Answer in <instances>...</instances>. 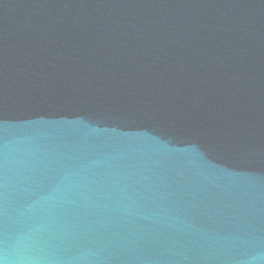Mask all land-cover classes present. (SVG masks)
I'll list each match as a JSON object with an SVG mask.
<instances>
[{"label":"water","instance_id":"obj_1","mask_svg":"<svg viewBox=\"0 0 264 264\" xmlns=\"http://www.w3.org/2000/svg\"><path fill=\"white\" fill-rule=\"evenodd\" d=\"M0 264H264V0H0Z\"/></svg>","mask_w":264,"mask_h":264}]
</instances>
